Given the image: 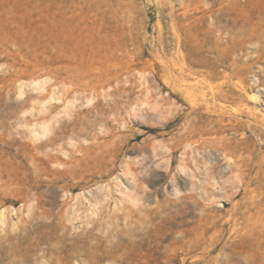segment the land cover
I'll use <instances>...</instances> for the list:
<instances>
[{"label": "rangeland", "instance_id": "1", "mask_svg": "<svg viewBox=\"0 0 264 264\" xmlns=\"http://www.w3.org/2000/svg\"><path fill=\"white\" fill-rule=\"evenodd\" d=\"M236 1L0 0V151L49 120L67 149L101 142L115 159L105 155L87 199L59 190L57 206L43 207L60 230L43 237L34 221L13 248L4 237L23 216L11 213L0 264H143L147 247L136 253L134 241L149 228L180 235L188 226L170 220L192 208L210 212V234L213 214L228 243L198 264L244 255L233 225L246 197L227 158L264 155V0H240L244 15ZM52 88L62 101L46 100ZM180 253L168 264L192 263Z\"/></svg>", "mask_w": 264, "mask_h": 264}, {"label": "bare ground", "instance_id": "2", "mask_svg": "<svg viewBox=\"0 0 264 264\" xmlns=\"http://www.w3.org/2000/svg\"><path fill=\"white\" fill-rule=\"evenodd\" d=\"M234 5L239 14L244 15L245 4L237 0ZM223 11L221 12L224 14ZM184 18L190 20L191 16L186 12ZM48 82V79L33 80V87L35 90L42 92L45 91ZM23 94V85H21L20 95ZM46 100L62 101V98L56 88H52ZM64 130L62 126L52 127L51 121L43 120L41 123H35L31 126L29 134H23L21 139L13 137L11 140L5 139L1 142L0 234L6 230L4 226L8 225L11 213L16 212L18 216L20 214L23 216L22 219L17 217V221H21L14 223L11 231H7L5 237L3 236L6 242H10V245L15 243V238L17 239L13 248L20 244L23 239L30 238L29 232L24 235L23 232L27 231V227L32 225L34 221H36L35 225L40 228V231L44 230V233L41 231L43 237H46L48 230L50 232L60 230V225L55 222L59 213L49 214L43 207L46 205L57 206L59 190L62 191L63 197L71 198V200L79 199V195L73 196L75 191H80L85 196V191L90 189L92 185L101 183L96 179V176L100 172L101 162L106 159L105 155L108 154L112 157L108 159L109 161L114 162L115 160L109 145L101 142L74 144L72 149H67L62 143L58 142L63 138ZM51 134L53 135L51 136ZM188 147H191L190 144H187L185 148ZM227 159L232 167V175L234 174L231 179L234 183H238L235 189L238 188V190L244 192L246 200L240 209L243 211H238L235 214L233 225V231L241 237V246L245 249L244 255L237 253L236 249H232L226 264H264V155L252 156L241 163L235 162L229 157ZM130 164L126 163V168L122 170L124 174H134ZM186 168V165L180 164V169L185 174ZM90 183L93 184L88 186ZM192 186L194 187V184ZM43 188L45 190L40 191ZM31 191H34V193L32 194ZM194 197L191 193V195L179 198V200L193 199ZM214 198L212 197V200ZM85 199H87L86 196ZM100 200L96 199L94 206L99 205L102 202ZM19 202L21 207L17 209L16 205ZM73 206L74 204L71 203L72 208ZM187 208L190 209L191 207ZM190 215H193L191 221L186 219ZM210 216V212L206 208L203 209V213L200 215L195 214L193 208L192 211L188 212L177 211V214L171 218L170 223L175 228L186 225L188 229L175 236L173 232L162 233L149 228L140 240L134 241V252L137 253L143 247H147L143 264L173 263L180 252L185 253L186 256L192 259L191 264H198L203 259L209 258L221 245L223 250L226 249L228 244L223 239L225 231L219 229L213 214L211 223L213 233L210 234L208 221ZM167 221L169 222V220ZM239 226L240 228H238ZM62 237L66 238L65 235ZM36 239L39 242L42 241L39 236ZM169 240L172 241L170 245L173 246L171 257L167 256L168 253L166 254V242ZM232 246L230 247L233 248ZM183 261L185 262L186 259Z\"/></svg>", "mask_w": 264, "mask_h": 264}]
</instances>
